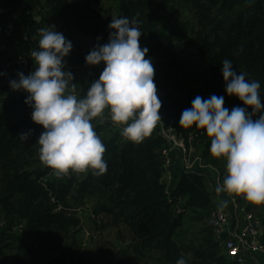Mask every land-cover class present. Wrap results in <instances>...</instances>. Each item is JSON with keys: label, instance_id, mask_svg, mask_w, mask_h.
Listing matches in <instances>:
<instances>
[{"label": "trees", "instance_id": "1", "mask_svg": "<svg viewBox=\"0 0 264 264\" xmlns=\"http://www.w3.org/2000/svg\"><path fill=\"white\" fill-rule=\"evenodd\" d=\"M97 1L0 0V45L10 53L15 47L9 41L16 38L26 48L19 57H30L25 69L0 70V264H76L73 257L82 249L74 229L80 223L76 212L89 197L97 201L94 215L109 216L129 237L117 257L97 264H132L133 259L136 264H176L181 257L186 264H237L208 223L215 207L208 184L212 171L177 167L168 185L163 181L161 136L150 134L140 143L123 141L112 121L98 116L91 123L105 146L106 172L97 176L91 170L77 173L70 169L53 176L54 170L39 159L37 140L43 126L31 119L27 93L11 89L9 81L18 79V72L28 75L34 71L30 53L38 50V30L49 21L64 31L65 38L82 35L96 46L107 43L112 17L135 20L142 32L140 46L147 47V55L155 60L153 82L161 101V118L173 120L186 137L194 132L195 153L204 163L218 167L223 157L210 154L206 131L179 125L180 115L197 95H223L229 110L244 106L225 92L224 59L246 73V79L260 82L264 105V0H121L117 14L112 8L99 9ZM177 7L192 14L194 22L192 35L180 45L174 38ZM88 53L76 45L64 57L77 96L80 91L86 95L104 67L103 62L88 65ZM24 132H30L26 140L19 136ZM180 199L185 201L179 211ZM187 210L193 222L207 229L197 233L183 228ZM50 251L53 254L47 256Z\"/></svg>", "mask_w": 264, "mask_h": 264}, {"label": "clouds", "instance_id": "2", "mask_svg": "<svg viewBox=\"0 0 264 264\" xmlns=\"http://www.w3.org/2000/svg\"><path fill=\"white\" fill-rule=\"evenodd\" d=\"M108 27L112 31L107 43L94 46L85 56L88 65L103 62L104 67L83 97L74 94L73 74L65 69L64 57L70 53L72 43L54 26L38 30V50L30 53L34 71L28 75L18 72V79L9 81L11 89L27 93L25 103L32 108L31 119L44 129L37 140L39 159L58 177L70 169L77 173L91 170L97 176L106 172L105 146L91 123L105 109L111 121L126 125L121 134L135 143L148 137L161 120L154 66L150 57L145 58L148 48L140 46L142 32L137 21L112 17ZM221 64L226 94L237 97L244 106L229 110L223 95H197L191 107L181 112L179 125L204 129L211 141L210 154L226 160V175L215 192L242 195L259 205L264 203V105L260 82L246 79V73L234 69L229 59ZM29 134L19 136L26 140ZM227 204V200L220 201L221 208ZM176 264H186V260L181 257Z\"/></svg>", "mask_w": 264, "mask_h": 264}, {"label": "rangeland", "instance_id": "3", "mask_svg": "<svg viewBox=\"0 0 264 264\" xmlns=\"http://www.w3.org/2000/svg\"><path fill=\"white\" fill-rule=\"evenodd\" d=\"M120 4L121 0H98L97 3H95V6L99 9L112 8L113 12L117 14ZM177 8L178 14L173 23L174 28L178 31V33L174 36V38L175 44L180 45L181 42L192 35V32L194 30V22L192 14H190L189 12L186 13L187 10L182 9L181 7ZM43 22L45 25L46 22L44 20ZM66 39L71 41L72 46L81 45L86 52H89L95 45V43H93L89 39H85L82 35ZM9 44L11 46H14L15 49L10 53H8L7 51H2L3 53H6L4 55L0 53V70L9 69V71H14V69L18 67V60L20 58L19 56L21 54L23 55V52H26L24 44L20 43L16 38L11 39L9 41ZM145 58H149V56L146 54ZM151 60L154 66L155 60L153 58H151ZM79 93L81 95H79L78 98L84 96L83 91H80ZM113 127L117 128L115 124H113ZM150 134L155 135V133L153 132ZM221 162L222 163L220 166H218V168L222 169L223 173H225L226 160L223 158L221 159ZM52 175L54 176L55 172ZM211 176L212 177H209L208 184L210 189H212L213 191V173L211 174ZM217 196L215 197L216 200L222 201L225 199V196L221 194ZM184 201V199H181L179 203L181 207L184 206ZM96 205V199L89 197L87 198L86 205L81 206L77 209L78 212H76V215L79 216L80 223L74 229H77L79 232L77 235V239L78 241L82 242V249H80V251L77 252V254L73 257V263L74 260L76 261V264H93L95 260L96 264L99 262H105L109 259H112L113 257H117L118 251L120 249H124L128 243V232L123 226H114L111 223L109 216L107 215H94L92 210ZM185 213L186 214L183 216V228L187 230L191 228L197 233L198 229H207V225L197 224L192 221V214L190 213V210H187ZM225 251L227 250L225 249ZM52 254L53 252L51 251L47 252V256H50ZM131 263L136 264L135 259L131 260Z\"/></svg>", "mask_w": 264, "mask_h": 264}, {"label": "built area", "instance_id": "4", "mask_svg": "<svg viewBox=\"0 0 264 264\" xmlns=\"http://www.w3.org/2000/svg\"><path fill=\"white\" fill-rule=\"evenodd\" d=\"M48 26H54L56 31L64 35V31L58 29L52 22H47L46 27ZM8 27L13 29L10 23H8ZM0 51H7V49L4 45H0ZM29 58V55L20 57L18 66L21 69H25L29 64ZM101 117L107 118L105 113ZM118 129L122 133L123 127ZM152 132L164 139V146L160 149V154L163 160V173L169 177L168 181H166L168 185L171 184L174 170L177 167L185 171H195L197 167H206L213 172L212 181L214 182V187L218 183H223V171L216 166L204 163L200 154L195 153V148L193 147L194 132L187 133L188 136L186 137L173 120L163 118L157 121ZM122 137L123 141L128 140L123 135ZM167 194L168 200L172 201L173 198L170 190H167ZM224 194L233 203L239 199H244L242 195ZM180 208L181 206L178 204L177 209L179 211ZM208 222L213 227L216 238L223 241L227 252L235 254L234 259L237 264H247L244 255L245 252L264 253V242L260 240L259 229L253 221L252 214H247L246 221L242 226L234 227L229 210L227 207L221 208L219 202L211 211Z\"/></svg>", "mask_w": 264, "mask_h": 264}, {"label": "crops", "instance_id": "5", "mask_svg": "<svg viewBox=\"0 0 264 264\" xmlns=\"http://www.w3.org/2000/svg\"><path fill=\"white\" fill-rule=\"evenodd\" d=\"M104 113L107 115L106 117L111 120L110 115L108 113V109H105ZM118 128L125 127L124 124H119L116 122H113ZM169 177L168 175L163 176V181H168ZM213 198L215 201V206L217 203H219L221 200H216L215 197L219 194L215 192V187L213 188ZM221 195L225 196L224 200L228 201L227 209L230 212L231 219H232V225L234 227L242 226L246 221L247 214H252V218L254 223L257 225L259 229L260 234V240L264 242V206L262 204H254L252 202L247 201L246 199H239L235 203L231 202L229 199H227L226 195L224 193H220ZM218 197V196H217ZM214 232V231H213ZM214 237L216 238V235L214 233ZM217 239V238H216ZM227 255L232 259L235 260V254L232 252H227ZM245 259L247 264H264V253L262 252H245Z\"/></svg>", "mask_w": 264, "mask_h": 264}, {"label": "water", "instance_id": "6", "mask_svg": "<svg viewBox=\"0 0 264 264\" xmlns=\"http://www.w3.org/2000/svg\"><path fill=\"white\" fill-rule=\"evenodd\" d=\"M36 19H37V20H39V19H40V17H39V16H37V17H36Z\"/></svg>", "mask_w": 264, "mask_h": 264}]
</instances>
